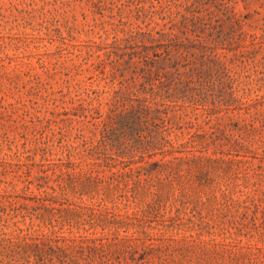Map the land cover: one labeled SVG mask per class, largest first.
Here are the masks:
<instances>
[{"label": "rangeland", "instance_id": "1", "mask_svg": "<svg viewBox=\"0 0 264 264\" xmlns=\"http://www.w3.org/2000/svg\"><path fill=\"white\" fill-rule=\"evenodd\" d=\"M0 264H264V0H0Z\"/></svg>", "mask_w": 264, "mask_h": 264}]
</instances>
